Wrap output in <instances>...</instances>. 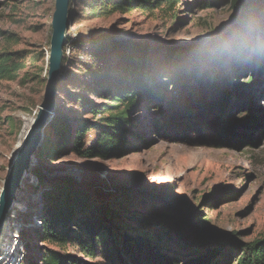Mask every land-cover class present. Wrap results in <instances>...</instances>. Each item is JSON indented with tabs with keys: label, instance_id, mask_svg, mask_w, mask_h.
I'll list each match as a JSON object with an SVG mask.
<instances>
[{
	"label": "rangeland",
	"instance_id": "obj_1",
	"mask_svg": "<svg viewBox=\"0 0 264 264\" xmlns=\"http://www.w3.org/2000/svg\"><path fill=\"white\" fill-rule=\"evenodd\" d=\"M179 1L168 9L155 8L154 0H72L68 36L72 42H83L76 50L70 48L54 121L43 137L36 166L16 192L1 243L18 220L27 227L32 223L45 205L43 191L56 196L61 186L106 206L114 219L113 233L99 234V253L90 264H112L107 251L119 253L125 236L134 241L147 238L171 264L198 258L203 263L209 254L213 255L210 264H235L237 252L230 245L214 255L220 244L229 238L241 242L264 238V126L222 148L205 146L206 140L217 139L213 132L217 118L202 134L190 132L189 140L176 139L184 132L176 128L159 136L156 125L163 118L167 121L201 96L195 78L187 91L186 83L170 86L164 112L150 103L128 112L120 96L127 76L119 77L117 57L131 73L140 68L150 74L152 86L170 84L188 58H199L201 78L219 76L234 102L239 85L250 77L256 84L249 109L242 115L234 113L226 129L234 133L246 115L264 119V72L253 62L246 77L236 78L233 67L250 64L264 50V15L251 5L235 10L233 0L208 10L196 0ZM54 11L55 0H0V194L25 121L36 118L43 101ZM198 68L194 64L191 75ZM99 79L105 86L97 84ZM92 105L100 115L91 110ZM202 113L195 115L201 119ZM125 118L132 126L126 129L129 144L124 154L89 160L71 152L69 139H75L86 122L107 125L109 120ZM96 138L91 131L82 143L90 146ZM54 211L51 207L49 214ZM204 232L220 237L207 238ZM82 234L74 224L72 235ZM20 237L27 254L28 244L37 252L59 250L40 242L36 227L23 229ZM69 253L77 254L73 249ZM123 263L132 264L127 256Z\"/></svg>",
	"mask_w": 264,
	"mask_h": 264
},
{
	"label": "trees",
	"instance_id": "obj_2",
	"mask_svg": "<svg viewBox=\"0 0 264 264\" xmlns=\"http://www.w3.org/2000/svg\"><path fill=\"white\" fill-rule=\"evenodd\" d=\"M196 1L201 4L204 10L214 9L219 3L227 2V0ZM71 2L72 0H70V15L72 16L73 10L71 9ZM154 2L155 8L166 6L168 9H173L180 3L179 0H154ZM249 4L253 5L257 12L264 15V0H233V8L235 10H240ZM68 35L67 33L62 76L58 88L60 83L64 81L67 76L64 74L66 61L71 59L70 56H66V49L71 48L72 50H76L83 42V39L81 41L77 40L72 42ZM263 53L264 50H259V57L253 59L248 65L244 66L235 63L233 65L235 70L234 76L236 78H238V76L246 77L253 67V62L258 66L259 72H264ZM117 58L120 62L115 69H118L120 73L119 77L127 76L124 80V88L120 91V96L126 103L127 109H129L128 112L137 110L142 103H150L155 110L164 112L163 104L170 92V88L186 83L183 90L187 91L189 86L192 85V78H195V82L200 85L202 94L197 98L196 103L193 104V102H191L182 106L174 112L173 117H169L167 121L166 118H163L162 121L156 125V133L159 136H162L166 131L172 128H176L178 131H184L183 133L179 132L182 135L177 133L176 139L182 137L184 140H189L190 132L202 134L204 130L210 128L211 121L217 118L218 128L213 130L217 139L216 141L206 140L205 146L222 148L225 145H229L231 141L236 142L249 134H256V132L264 126V119L262 120L252 115H246L243 117V120L240 121L242 125L234 133L226 129V125H228L233 114L239 112L242 115L241 111L249 109V102H253L255 99L254 89L256 84L253 83L251 77L246 84L237 87L239 93L235 95L236 99L234 102L230 90H226L224 86L219 83V76H214V79L208 77L201 78L200 70L202 66L199 58H195L193 61L188 58L184 63V68L171 77L170 84L158 83L153 84V86L150 85V79L148 80L150 74L147 75L146 71L140 68H136L131 73L124 66V62H121L122 58ZM106 63L108 65L109 62ZM194 64H197L199 68L191 75ZM108 75L109 74H107L106 77H108ZM105 83V81L103 82V80L100 79L97 82L101 87L105 86ZM226 84L229 87L230 81L227 80ZM92 106L91 110L96 115H100L101 113L96 110L95 105ZM196 111L204 112L201 115L203 117L201 118L202 120L199 119L200 116L197 117V115H195ZM188 118H191V121L186 124ZM130 126H132V124L128 121V118H125V120H109L107 125H103L102 122H86V127H83V129L76 134L75 139H69L71 152H74L81 158L89 160H108L115 155L124 154L128 150L129 144L127 137L128 132L126 129ZM91 131L97 133V138L92 145L85 146L82 143L83 137ZM34 173L35 172L32 171L31 174L34 175ZM35 174L38 180L45 182L42 177L39 178V172ZM72 191L73 190L64 186H61L58 192L59 194L56 196L52 194V191H43V201L45 205L37 216H33L39 219L43 225L42 228H39L38 239L40 242L49 243L59 250L37 252L28 244L29 250L24 264H90L89 260L97 258L99 253V234L101 232L113 233L114 219L106 209V206L99 207L86 194L75 192L73 195L71 193ZM51 207H55V211L50 215L49 209ZM74 224L79 225L83 231L82 235H72ZM204 236L207 238L212 237L216 240L220 237L208 232H204ZM122 242V245H120L121 251L119 253H111L110 249L107 251V255L111 259L112 264H124L123 256H127L132 264L173 263L167 255L159 251H154L150 244V240L147 238H139L134 241L131 240L129 236H125ZM225 245H230L237 252L235 264H264V238L254 240L253 242H241L235 238L226 239V242L218 246L214 255L222 252ZM70 249L76 250L77 254L73 255L69 253ZM212 258L213 255L209 254L206 257V261L203 263H201V259L198 258L189 261L187 264H210Z\"/></svg>",
	"mask_w": 264,
	"mask_h": 264
},
{
	"label": "water",
	"instance_id": "obj_3",
	"mask_svg": "<svg viewBox=\"0 0 264 264\" xmlns=\"http://www.w3.org/2000/svg\"><path fill=\"white\" fill-rule=\"evenodd\" d=\"M251 6L254 7L253 5ZM72 21L70 0H55V11L51 22L50 54L47 62L48 77L43 101L22 146L16 153L0 194V244L16 192L21 187L25 175L34 167L43 137L55 117L57 88L62 76L67 33Z\"/></svg>",
	"mask_w": 264,
	"mask_h": 264
},
{
	"label": "built area",
	"instance_id": "obj_4",
	"mask_svg": "<svg viewBox=\"0 0 264 264\" xmlns=\"http://www.w3.org/2000/svg\"><path fill=\"white\" fill-rule=\"evenodd\" d=\"M71 55L70 48L66 49V56ZM22 220H18L16 226L13 227V230L10 237L3 238L2 243L0 244V264H24L26 260L27 253L25 251L26 244L21 241V232L23 229H32L33 227L42 228V223L39 219L33 218L32 223L27 227L23 225ZM10 225V220L7 219L5 228H8ZM8 231V230H7ZM7 231L5 230L4 236Z\"/></svg>",
	"mask_w": 264,
	"mask_h": 264
},
{
	"label": "bare ground",
	"instance_id": "obj_5",
	"mask_svg": "<svg viewBox=\"0 0 264 264\" xmlns=\"http://www.w3.org/2000/svg\"><path fill=\"white\" fill-rule=\"evenodd\" d=\"M33 121H34V119H29V120H26V121H25L24 132H23V136H22V138H21V140H20V142H19V144H18V149H20V147L22 146L23 141H24V139H25V137H26L28 131L30 130V128H31V126H32V124H33ZM34 165H35V164H34ZM35 166H36V165H35Z\"/></svg>",
	"mask_w": 264,
	"mask_h": 264
}]
</instances>
